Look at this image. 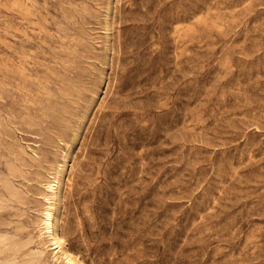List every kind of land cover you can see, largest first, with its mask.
Instances as JSON below:
<instances>
[{"label":"rangeland","instance_id":"rangeland-1","mask_svg":"<svg viewBox=\"0 0 264 264\" xmlns=\"http://www.w3.org/2000/svg\"><path fill=\"white\" fill-rule=\"evenodd\" d=\"M47 209L81 264H264V0H0V264H65Z\"/></svg>","mask_w":264,"mask_h":264},{"label":"bare ground","instance_id":"bare-ground-1","mask_svg":"<svg viewBox=\"0 0 264 264\" xmlns=\"http://www.w3.org/2000/svg\"><path fill=\"white\" fill-rule=\"evenodd\" d=\"M55 185L50 188L53 192V196H56L59 192L60 187V180L59 177L57 178ZM44 228L45 232H47V235L52 238V246L50 247L53 249V252L57 253L59 252L60 257L62 258L63 262L65 264H81L78 260L74 258V256L67 252L65 249H63V238L62 235L58 232L57 226L55 222L53 221V212L51 209H47L44 212V218H43Z\"/></svg>","mask_w":264,"mask_h":264}]
</instances>
